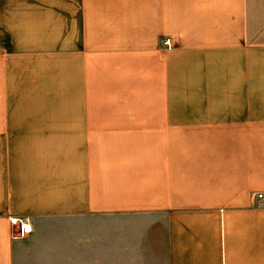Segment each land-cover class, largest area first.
<instances>
[{
    "label": "crops",
    "instance_id": "1",
    "mask_svg": "<svg viewBox=\"0 0 264 264\" xmlns=\"http://www.w3.org/2000/svg\"><path fill=\"white\" fill-rule=\"evenodd\" d=\"M259 192L264 0H0V264L86 214L152 219L167 264H264Z\"/></svg>",
    "mask_w": 264,
    "mask_h": 264
},
{
    "label": "rangeland",
    "instance_id": "2",
    "mask_svg": "<svg viewBox=\"0 0 264 264\" xmlns=\"http://www.w3.org/2000/svg\"><path fill=\"white\" fill-rule=\"evenodd\" d=\"M51 219L30 247L34 251L19 264H167L163 230L147 216L86 214Z\"/></svg>",
    "mask_w": 264,
    "mask_h": 264
},
{
    "label": "built area",
    "instance_id": "3",
    "mask_svg": "<svg viewBox=\"0 0 264 264\" xmlns=\"http://www.w3.org/2000/svg\"><path fill=\"white\" fill-rule=\"evenodd\" d=\"M161 43L167 47H170L173 45V40L170 37H164ZM255 197L264 200V192L255 193ZM11 223L12 225L17 226L18 236L27 235L32 231L31 224L28 220V217L26 216L11 218Z\"/></svg>",
    "mask_w": 264,
    "mask_h": 264
}]
</instances>
